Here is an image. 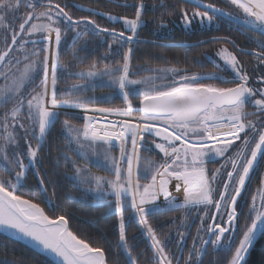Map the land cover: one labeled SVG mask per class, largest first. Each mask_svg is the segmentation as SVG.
<instances>
[{
	"label": "snow or ice",
	"instance_id": "obj_1",
	"mask_svg": "<svg viewBox=\"0 0 264 264\" xmlns=\"http://www.w3.org/2000/svg\"><path fill=\"white\" fill-rule=\"evenodd\" d=\"M192 2L197 5L202 4V0H192ZM22 3L24 0H0V27H3V21L9 13L19 11ZM39 3L45 8L39 14L34 11L37 6L35 2L24 4L31 10L19 23V32L12 29L11 34V45L17 44L21 34L28 37L39 34V39H22L20 44L23 48L30 43L33 46L31 56L36 59L24 65L19 78L13 80L11 86L6 85L0 90V103H7L18 96L25 83L34 82L37 73H42L37 85L41 90L27 99L26 118L32 121L34 130L38 127L37 147L33 148L31 145L28 147L29 162L36 161L39 141H43L51 130L61 114L59 111L61 108H77L84 112L121 117L123 119L105 118L101 124L95 117L86 115L82 129L84 140L107 146L104 162L111 173V178L81 176L79 168L76 172L81 182L95 183L101 199L106 196L114 198V208L119 221V240L124 250H128L125 238V212L130 210L128 222L138 224L150 239L154 255L159 258L157 264H171L165 246L157 238L155 230L147 220L150 214L163 210L158 203L161 196L170 208L214 205L216 211L220 212L223 203L224 213L221 214V218L226 214L225 223L228 226L222 227L216 222L214 226L209 225L207 231L215 236V239L211 240L213 245H221L222 240L227 239L230 249L238 220L237 198L240 197L258 157L264 154V128L259 130L258 139L255 141L246 133V128H251L253 133L257 128L251 121L244 122V118L248 115L244 112L245 102L246 99L254 97L257 91L261 97H264V88L249 87V77L243 71L237 57L227 48H221L217 55L240 81L234 87H217L199 82L204 79H221L218 75H179L171 83L153 86L143 92L134 90L130 93L129 86L144 84L146 81L130 78L132 49L128 48L122 53V63L118 65L105 64L103 70H99L93 64L90 68L76 73L85 79L97 75L112 77V83L118 86L124 99L126 106L123 109L90 107L91 98L88 101L58 99V79L66 68L59 62L63 34L72 30L79 36L81 31L78 29L83 25L84 33L91 31L93 34H108L112 39L110 49L113 45L122 48L124 44L134 39L139 27L144 23L142 19L144 4L143 0H140L134 18L95 13L106 15V18L112 22L122 21L124 30L117 31L115 28L101 27L88 17L74 19L64 7L53 3L52 0H39ZM230 3L242 11V17L227 13L213 4H206L203 7L231 20L241 19L245 25L255 26L264 33V0H230ZM192 17L199 18L202 24L204 22L211 24L216 20V16L210 15L208 11H200L199 7L192 13ZM183 21L186 26L192 23L187 12L183 15ZM7 27L11 29L12 25L9 24ZM126 32L131 34L126 35ZM41 44H43L42 48L39 47ZM11 45H8L6 50L0 51V64L5 63L6 58H9L13 51ZM261 47H264V43ZM24 59L27 60L28 56ZM13 61L15 65L20 64L18 57H11L7 63L13 65ZM167 71L177 72L176 69ZM0 75H3L5 80L8 79V73H0ZM148 82H151L150 78ZM130 94L140 96L138 107H133L129 99ZM23 101L24 97L18 96L16 103L22 105ZM253 103L259 111L264 112V98L255 99ZM19 111V107L12 110L11 118L14 123H18ZM64 125L67 127L68 122L64 121ZM20 126L23 128L22 124ZM4 128L7 133L6 139L15 143V137L8 132L7 117ZM241 133H246L243 139ZM79 135L78 133L77 140ZM221 137L225 138L221 139ZM155 138H159V142ZM236 141H241V145L233 156L226 157V153L232 149ZM250 145L253 146L249 148ZM117 146L119 157H112L110 150ZM152 146L163 154V161L153 169H143L144 174L141 176V149L151 150ZM81 155L83 156V153ZM221 157H226L225 164L221 167H227L230 163L231 171L227 172V181L223 184L224 190L216 193L213 185L221 169H216L209 176L206 158ZM4 159L7 160V156ZM241 160L244 161L242 164ZM17 163L21 170L15 172L14 183L12 180L5 181L0 178V230L18 235L21 239L39 247L43 252L54 257V264H106L104 250L92 247L84 239L78 238L69 230L65 216L54 219L45 213L40 204L17 194L18 185L25 176L26 168L22 160L17 159ZM97 163L99 165L100 162ZM141 179L147 182L141 183ZM233 182L234 194H230L229 188ZM261 183L262 187L258 189L259 200L255 195L252 197L249 208L250 223H246L242 238L227 264H246V257L256 240L264 235V181ZM170 186L177 192L183 191L182 203H178L177 198L172 196ZM216 195L219 199H215ZM212 219L216 220L215 214ZM226 232L233 235L225 237ZM204 243L207 244L209 241L205 240ZM130 260L131 264H135L134 257H130Z\"/></svg>",
	"mask_w": 264,
	"mask_h": 264
},
{
	"label": "trees",
	"instance_id": "obj_2",
	"mask_svg": "<svg viewBox=\"0 0 264 264\" xmlns=\"http://www.w3.org/2000/svg\"><path fill=\"white\" fill-rule=\"evenodd\" d=\"M111 1L119 4H114ZM33 2L37 5L34 9L35 12L45 10L40 5L39 0H24L19 11L23 12L24 9L30 11L31 9L25 7L24 4ZM52 2L64 7L65 11L69 12L74 19L88 17L95 20L101 27L115 28L117 31H121L124 30L122 21L112 22L106 18V15L95 13L134 18L140 0H91L90 2L87 0H52ZM143 4L142 19L144 23L139 27L136 38L134 37L135 42L133 39L124 44L122 48L113 45L110 49L109 45L112 44V39L108 34H93L91 31L84 33L83 25L78 29L81 31V35L77 38L75 37L76 33L72 30L63 34L59 49V62L66 68L61 72L58 79V99L74 97L88 101L91 98L90 106L92 107L123 109L126 106L124 99L119 94L118 86L112 83V77L109 76L106 77L109 78V83L104 87H89L87 91L79 90L73 95L64 93L68 90L69 80L78 81V78L73 75L75 72L88 69L93 64L99 70H102L105 64L118 65L122 63V53L126 52L128 48L132 49L131 79L150 78L157 75L172 82L179 75L213 74L216 69L211 62L212 55L228 43L232 45L231 50L233 51L246 49L244 35H250L254 39L264 38L261 34L240 27L202 5L194 4L192 0H146ZM202 4H213L223 10L234 8L226 0H202ZM198 7L220 19L221 23L224 24L221 25V29H217V27L184 29L182 27L185 25L183 21L184 12ZM224 11L228 12V10ZM226 22L230 23L231 30L225 26L227 25ZM205 23L208 25L207 22ZM2 31L4 30L0 27V34ZM130 34L126 32V35ZM1 36L0 51H4L11 42L8 39L4 41ZM234 39L238 40L237 43L233 42ZM5 42L8 43L5 45ZM133 43L135 44L134 47H132ZM11 57L20 59L19 65H15V61H13L14 66H12L14 68H19L28 60L23 62L22 54L16 49L8 59ZM32 59L36 58L32 57ZM7 61L3 69L11 66ZM171 69H176L177 72L167 71ZM40 75L42 74L37 73L34 82L31 84L33 89L29 93V97L38 91L37 85ZM199 82L217 87L235 86L233 83H226L224 80H200ZM128 90L129 92L132 91L130 86ZM112 93L115 95L114 97L111 96ZM129 99L134 108L139 106V95L130 94ZM135 114L138 115V113ZM84 117L61 112L39 145L37 164L28 170L23 181L18 185L17 194L40 204L47 215L54 219L65 216L68 220L69 230L78 238L84 239L92 247H99L104 250L107 264H131L130 257L135 258V264H157L159 258L154 255L150 239L138 224L128 222L130 210L125 212V238L128 245V250L125 251L122 242L119 240V221L114 202L101 199L98 191L78 186L71 179L75 172L74 165H80L78 163L81 160L69 148L68 137L71 133L80 132L82 140L91 144L82 136ZM64 121L68 122L67 127L64 125ZM155 139L159 142V138ZM232 155L234 154L230 149L226 153V157ZM140 156L141 160L147 158L144 169H153L163 161V155L159 156L153 148L151 150L142 149ZM226 157L208 158L206 160L209 176L216 169H221L213 185L216 193L224 190L223 184L227 181V172L231 171L230 163L227 167H221L225 164ZM143 174V162L141 161L140 175L143 176ZM263 177L264 170H254L243 194L236 203L238 220L230 249L228 242L224 243L226 239L222 240L220 246L213 245L211 240H214L215 236L207 231L209 225L214 226L216 222H219L222 227L228 226L225 223L226 214L221 218V214L224 213L223 203L220 212L216 211L214 205H210L207 207L175 208L150 214L147 217L148 223L155 230L162 245L165 246V252L171 260V264H227L242 238L246 223H250L249 208L252 204V197L255 195L259 200L258 189L262 186L258 185L257 181ZM233 187L234 182L230 185V194H234ZM215 199H219V196L216 195ZM214 214L216 215L215 221L212 219ZM228 235H233V233L224 234V236ZM205 240L209 243L205 244ZM0 264H54V262L28 245L0 233ZM246 264H264V235L256 240L246 258Z\"/></svg>",
	"mask_w": 264,
	"mask_h": 264
},
{
	"label": "rangeland",
	"instance_id": "obj_3",
	"mask_svg": "<svg viewBox=\"0 0 264 264\" xmlns=\"http://www.w3.org/2000/svg\"><path fill=\"white\" fill-rule=\"evenodd\" d=\"M39 13H37V14H39ZM242 16H243V14L241 13V17ZM192 21H193L192 24L196 29L211 28V27L215 26L214 22H212L209 25H207V24H205V25L199 24L198 25V24H196L195 20L192 19ZM18 28L19 27L16 26L13 29H15V31H17ZM23 39H39V34H36L33 37H28L27 35L24 34ZM6 43H8V42H5L4 44L6 45ZM20 44H21V42L18 44V47H16L15 49H16V51H18L19 53L22 54L23 62L25 60L24 59L25 56H28V60L25 63H23L21 66H19V68H14L11 65L10 67H5L4 69H2V72H0V73H8V79L5 80L4 76L0 75V90H2L6 85L11 86L12 81L19 78L21 72L23 71L24 65L29 63L31 60H33L32 59L33 56H31V50H32L33 46L29 43V44L24 45L23 48H21ZM39 47L42 48L43 44L39 45ZM2 48H4V47H2ZM41 54H43V53L41 52ZM49 63L51 64V56H50V62ZM221 68H223V69L226 68V69L230 70L228 66L224 65V63H222ZM78 72H80V71H78ZM78 72H75L73 74L74 77L78 78V81L69 80L70 84L68 86V90L65 91L64 94H68V95L72 94L73 95V94H76L79 90L87 91L89 89V87H91V88H93V87H95V88L104 87V86L108 85V83H109V78H106L107 75H97L95 77L85 79V78H81L80 76L76 75V73H78ZM134 79L135 80H144V81H146V83L130 86V89L132 90V91H130V93H133L134 90L136 92H143V91H146L147 89H149L153 86H157V85L162 86L164 83H171V81L163 79V77H160L157 75L150 77V80H151L150 83L148 82L149 78H143V79L134 78ZM71 82H73V83H71ZM32 83H25L24 87L21 89L20 93L18 94V96L24 97V101H23L22 105H17V103H16L18 96L13 97V99L9 100L7 103H0V149H2V150H0V178H3L5 181L12 180L13 183L15 182V180H14L15 172H19L21 170L19 167V164L17 163V159L22 160L23 163L26 165V168L24 170L25 175L27 174L28 170L31 167H35L37 164V158H36V161L34 163H30L28 156H27V151H28L29 145H31L33 148H36L37 144H38V139H37L38 127H36L34 130L32 121L29 120L28 118H26L27 99H30L32 95H35L38 91L41 90L40 88H38V91L31 94L29 97V93L32 92V89H33L32 85H31ZM38 85H39V83H38ZM73 86H80V87L74 88ZM119 94H120V92H119ZM132 95H136V94H132ZM111 96L114 97L115 95L112 93ZM120 96L122 97L121 94H120ZM71 99L77 100V98H74V97H71ZM15 107L20 108V111L17 114L18 123H14L12 118H11L12 110ZM90 107H92V106H90ZM96 108H103V107L99 106ZM59 111H60V113L65 112V113L78 114V116H80V115L81 116H86V115L92 116V117H95V119L97 116L104 117V118L105 117H107V118L113 117L112 119H109V120L123 119L121 117H116L114 115H107L106 116V114L93 113L91 111L84 112L83 110L77 109V108L65 107V108L59 109ZM134 115H136V114L134 113ZM6 117H7V124H8V132H11L13 134V136L15 137V143H11L6 139L7 133H6L5 128H4ZM114 118H117V119H114ZM98 119L100 122L103 121L102 118H98ZM21 124L23 125V128L20 126ZM26 130H27V134H26ZM78 133L80 134L79 140H77ZM41 142L42 141H39V145L41 144ZM68 143H69V145H68L69 148L72 149L74 151V153L76 154V156L81 160V162L78 163L80 165H78V166L74 165L75 172L71 176L72 181L78 186L85 187L87 189L89 188L92 191H95V190L98 191L96 189L95 183L81 182L77 176L76 169L77 168L81 169V172H80L81 176L91 175V176H101V177L111 178V173L108 171V169L105 165V162H104L105 150H106L107 146L101 145V144L85 143V141L82 140L80 132H75L74 134L71 133L70 137H68ZM114 149H116V150H114ZM81 153H83V156L81 155ZM110 155L112 157L118 158L119 157V148L113 147L110 150ZM5 156H7V160L4 159ZM207 159L208 158H206V160ZM146 160H147V158H143V160H141L143 162V169L145 168ZM141 161H140V164H141ZM97 162H100L99 165ZM146 182H147L146 180L141 179V183H146ZM172 188H174V187H172ZM180 195H181V191L177 192V194H176L177 199H179L178 197ZM104 199L106 201L112 200L110 202H114V198H112V197L106 196V197H104ZM105 200H103V201H105ZM163 202H164V199L161 196L159 198L158 203L161 204L163 211L173 209V208H169V209L166 208L165 205L163 204ZM175 208H180V207L178 206ZM0 233L3 235H6L8 237H11L17 241H20L21 243H23L25 245H28L29 247L35 249L36 251L45 255L46 257H48L50 260H52L54 262L53 256H51L48 253L43 252L39 247L34 246L33 244L29 243L28 241L21 239L18 235H15V234L10 233V232H4L3 230H0ZM227 233L228 232H226L225 234H227ZM229 236L230 235L225 236V237H229ZM226 242H228L227 239L224 243H226ZM219 246H217V247H219Z\"/></svg>",
	"mask_w": 264,
	"mask_h": 264
},
{
	"label": "flooded vegetation",
	"instance_id": "obj_4",
	"mask_svg": "<svg viewBox=\"0 0 264 264\" xmlns=\"http://www.w3.org/2000/svg\"><path fill=\"white\" fill-rule=\"evenodd\" d=\"M87 1L90 2L91 0H87ZM196 9L197 8H193L192 10H187L185 12H187L189 14L190 19L195 20L196 24L201 25L202 23L200 22L199 18L192 17V13ZM199 10L204 11L201 9H199ZM224 10H226V11L228 10L227 13H231L233 15H236V13H237V12L235 13V10H236L235 8L224 9ZM27 12H28V10L24 9L23 12L18 11L16 13H9L7 15L6 19L3 21V27L2 28L4 31H2V34H0V35H2L1 37L3 38L4 41H7V39H8L11 42L12 29L16 26L19 27V23L22 22V19L27 14ZM36 13H39V12H36ZM213 22L215 23V26L213 28L217 27V29H221V25H224L221 23L222 21L218 18H216V20ZM9 24L12 25L11 29L7 27ZM203 24L205 25L206 23L204 22ZM226 24L227 25H225V26L231 30V28L229 26L230 23L226 22ZM208 25H209V23H208ZM182 27L186 30L196 29L192 23L190 26L184 25ZM17 32H19V28H18ZM23 35H22L21 39L19 40L18 44L22 41ZM75 37L77 38L79 36L75 35ZM243 39L246 40L244 42V46H247V47H246V49H244L242 51L231 50L233 47L229 43L226 44V46H224L223 48H227L230 52H232L237 57L238 61L240 62V65L242 66L243 71L249 77L248 86L252 87L254 89H262V88H264V47H261V44L264 43V38L254 39L250 35H244ZM237 41L238 40H235V39L233 40V42H235V43H237ZM10 45H11V43H10ZM219 50H217L212 55V59H211V62L215 65L216 71L213 74L212 73L211 74H204V75H200V76L218 75L219 77H221V79H204L201 81H218V80L226 81L227 79H229V81H231V83H233V85L240 83L238 78L235 77V73L232 72L230 68H229L230 70H228L226 68H224L225 69L224 70L223 68H221L223 61L217 55ZM260 98H264V97H261L259 95V91H257V94L254 97H250V98L246 99L245 107H244V112L248 114L244 118V122L247 123L248 121H251V122H253V124L256 125V128H257V131L255 133L252 132L251 128H246V133L252 137L253 141L258 139L259 130L261 128H264V112L259 111L253 103V101L255 99H260ZM246 133L240 134L242 139ZM240 145H241V141L235 142V144L233 145V147L231 149L233 154H235V150ZM251 146H253V145H250L249 148ZM152 148L159 156L163 155L162 153L159 152L158 149H155L154 146H152ZM248 154L250 155V152ZM243 162L244 161L241 160V164ZM257 169L264 170V154L261 155V157L258 161V164H257L255 170H257ZM262 181H264V177L261 178L260 180H258L257 184L262 186V183H261Z\"/></svg>",
	"mask_w": 264,
	"mask_h": 264
},
{
	"label": "water",
	"instance_id": "obj_5",
	"mask_svg": "<svg viewBox=\"0 0 264 264\" xmlns=\"http://www.w3.org/2000/svg\"><path fill=\"white\" fill-rule=\"evenodd\" d=\"M226 1L230 3V0H226ZM111 2L114 3V4H117V5L119 4V3H116V2H113V1H111ZM230 4H231V3H230ZM201 5L203 6V5H205V4H201ZM231 5H232V4H231ZM232 6L236 9L238 15H241L242 11H241V10L239 11L234 5H232ZM207 9H208V8H207ZM209 10H211V9H209ZM240 12H241V13H240ZM237 17H241V16H237ZM224 18H227V17H224ZM227 19H229V18H227ZM229 20L232 21L234 24H236V25H238V26L248 28V29H250V30H252V31H254V32H257V33L261 34L262 36H264V33H261V32H260L255 26L245 25V24L242 22L241 19H237V20H231V19H229ZM26 27H27V26H26ZM22 35H23V34H21V36L18 37V41H17V43H18L19 40L21 39ZM16 45H17V44H16ZM16 45H11L13 50H14V48L16 47ZM12 52H13V51H12ZM12 52H11V53H12ZM11 53H10V55H11ZM7 60H8V58H6V61H7ZM6 61H5V63H6ZM5 63L0 64V71H1V69L3 68V66L5 65ZM260 157H261V156H260ZM260 157H258L257 162L255 163V165H254L252 171L250 172L249 177H248V179L246 180L245 187H246L247 183L249 182V180H250V178H251V175H252L253 171L255 170V168H256V166H257V164H258V161H259ZM245 187H244V189L242 190L241 195L243 194V192H244V190H245ZM241 195H240V197H241ZM240 197L237 198V201H238V199H239ZM247 257H248V255H247ZM247 257H246V258H247ZM106 264H107V263H106Z\"/></svg>",
	"mask_w": 264,
	"mask_h": 264
},
{
	"label": "bare ground",
	"instance_id": "obj_6",
	"mask_svg": "<svg viewBox=\"0 0 264 264\" xmlns=\"http://www.w3.org/2000/svg\"><path fill=\"white\" fill-rule=\"evenodd\" d=\"M98 118H102V120L104 121L105 120V118L107 119V120H109V119H112V118H107V117H100V116H97L96 117V120H99ZM114 119H117V118H114ZM103 121H101V124H103ZM221 139H224V137H222ZM170 191L172 192V196L173 197H176L177 198V196H176V194H177V191L175 190V188H172L171 186H170ZM179 199H177V201H178V203H182L183 202V191L181 190V195L178 197ZM163 204L165 205V207L166 208H170L167 204H166V202H163ZM173 209L175 208V207H172Z\"/></svg>",
	"mask_w": 264,
	"mask_h": 264
}]
</instances>
